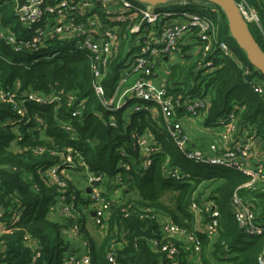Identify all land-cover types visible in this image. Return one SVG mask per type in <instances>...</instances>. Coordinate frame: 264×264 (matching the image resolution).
<instances>
[{"label":"trees","instance_id":"1","mask_svg":"<svg viewBox=\"0 0 264 264\" xmlns=\"http://www.w3.org/2000/svg\"><path fill=\"white\" fill-rule=\"evenodd\" d=\"M245 2L258 17L257 24L247 25L264 54V0ZM184 3L167 5H173L175 12L194 13L210 20L218 40L228 46L239 65L227 58H218L215 52L210 57L215 68L206 72L197 65L200 53L194 61L191 56L183 55L166 74L168 95L180 98L182 103L207 98L209 103L202 119L203 127L208 129H213L234 111L239 131L254 136L264 149V95L254 93L251 88L258 82L264 90V77L251 66L231 38L221 9L194 0ZM0 11L4 26H11L17 34L24 32L17 24L9 1L0 0ZM57 47L60 48V44L53 46ZM187 50L182 48L183 53ZM7 51L10 60L8 54H0L2 87L10 90L19 87L21 91L31 90L41 96L62 92L72 95L74 102L70 106L64 100L49 105L26 103L23 118L15 114L11 104L0 102V209L4 210L0 222L10 230L0 235L2 264L30 262L32 252L25 244V233L38 243L41 256L37 264H63L66 254L79 249L82 241L89 245L92 264H108L104 251L113 239L120 241L121 232L125 240V246L118 252L121 264H168L165 255L151 250L146 240L132 237L131 220L134 219L143 229L151 224L154 231L156 221L127 219L121 213L122 206L112 209L107 235L101 243L90 236L85 224L89 220L91 201L84 190L77 189L74 181L63 175L60 179L65 181L66 187L59 189L47 175L48 170L60 162V158L50 152L62 153L66 149L73 150L71 156L75 165H78V159H82L90 172L104 174L108 191L122 188V196L127 194V203L123 206L128 210L146 209L167 217L188 232L194 230V217L188 209L191 198L193 194L205 196L218 209L219 227L214 241L195 232L201 244L199 264H259L258 258L264 252V235L248 237L241 231L235 222L231 201L234 191L249 180L248 176L223 167L200 166L185 161L162 127L159 112L154 117L146 112L129 113L126 108L114 113L104 110L92 89L91 65L83 55H67L62 51L59 57L51 60H29L21 57L30 55ZM123 53L124 49L101 80L105 99L111 97L117 83ZM78 107L80 113L72 117L71 112ZM111 122L114 125H110ZM63 123L70 126L69 133L62 129ZM144 133H148L159 148V152L151 157L152 163L147 171L141 170L142 159L137 145V138ZM36 148H42L44 152L37 155ZM166 161L171 167H178L188 178L182 182L167 178L163 173ZM76 169L79 173L83 171L81 166ZM113 182L117 185H111ZM238 195L253 205L256 221L264 223V188L240 189ZM61 196L65 201H61ZM72 202L76 221L80 224V233L76 237L70 234L74 221L62 218L58 212L61 205ZM17 211L21 216L12 224L10 217ZM126 257H129L128 261Z\"/></svg>","mask_w":264,"mask_h":264},{"label":"built area","instance_id":"2","mask_svg":"<svg viewBox=\"0 0 264 264\" xmlns=\"http://www.w3.org/2000/svg\"><path fill=\"white\" fill-rule=\"evenodd\" d=\"M7 1L12 7L20 30L23 29L24 32L17 34L13 32L11 26H4L0 11V44L8 47L13 54H36L38 58L35 60H51L61 55L62 51L70 55L86 57L91 65L93 92L104 110L114 113L126 108L129 113L146 112L154 117L159 112L162 116V127L169 134L185 161L200 166L223 167L248 176L249 180L238 187L232 195L234 219L246 236L264 235V223L256 221L253 205L248 201L244 202L238 195L240 189L264 188V149L257 152L250 151V147H255V145L251 144L248 139L243 142L237 136L242 131H239L238 118L234 111L215 126L217 129H223L216 133L219 137L218 142L211 143L206 150L191 147L189 136L183 131V125L188 119L202 118V114L208 107V99L194 98L182 103L180 98L168 95L165 77L158 83L154 81L161 71L163 60L171 54L177 53L181 41L185 38L195 42L194 45L198 53L201 54L197 65L206 72L215 68L214 60L210 58L215 52L218 58H227L239 65L228 46L218 40L216 30L210 20L194 13L159 11L157 7L139 3L137 0ZM184 2L182 3L185 4ZM140 4H144L145 8H141ZM235 4L246 23H258L256 13L245 0L235 1ZM176 18H180L181 21L161 25L165 19L171 21ZM18 35H22V37ZM191 36L195 38H190ZM126 41H130L131 44L127 45L129 46L127 51L124 50L117 83L111 97L105 99L101 80L109 66L126 46L124 45ZM55 44H60V48H53ZM44 55L46 56L44 57ZM162 72L166 76L167 71L163 69ZM132 76H134L132 84L123 89L125 83ZM251 88L254 93L264 95L263 87L258 82H255ZM62 100L68 106L74 102L72 95L62 92L41 96L31 90L21 91L19 87L10 90L0 85V102L11 104L15 114L21 118L24 117L26 103L49 105L60 104ZM180 108L182 110L179 113L178 109ZM79 111V107L76 108L71 112V116L75 117L80 113ZM39 123L42 125L41 121ZM110 125H114L113 122ZM61 127L66 133H69L70 126L67 123L61 124ZM243 135L246 134L243 132ZM148 136V133H144L137 138L142 159L141 170L143 171L149 169L152 163L151 157L159 152V148ZM235 136H237L233 142L235 146L226 147L225 144ZM43 152L42 148L35 149L37 155ZM73 153L71 149H66L62 153L50 152L52 156H58L60 162L58 166L50 168L47 175L57 188L65 189V181L60 179L63 170L76 169L80 166L83 168L82 173L79 174L85 177V189L81 188V190H84L91 201L89 220L100 234H107L112 209L115 206H122L121 213H124L123 217L127 219L134 217L142 221L151 219L156 221L157 228L155 231L152 230L154 237L152 240L146 241L151 250L159 251L165 255L168 264H179L184 261L189 263L192 260L199 264L201 244L195 236L196 230L203 233L210 241H214L218 234L219 213L213 201L205 196L193 194L188 209L194 217V230L188 232L170 222L167 217L152 214L146 209L128 210L127 206H123L127 203V194L122 196L123 189L112 188L113 192H116L117 195L120 194L117 199L108 195L106 176L102 173L90 172L83 164L82 159H78V165H75L71 156ZM255 154L258 157H248ZM254 158L260 164L252 167L249 163ZM59 165L64 168L60 169ZM125 169L128 167L125 166ZM163 173L167 178L177 182L185 181L188 178L178 167H171L167 161ZM116 183L113 182L111 185H117ZM63 200L64 197L61 196V201ZM74 207L73 202L63 204L59 207L58 212L62 218L74 221L70 228V234L76 237L80 233V224L76 221ZM3 212L4 210L0 209V218ZM20 216L21 212H14L10 217L11 223H15ZM9 232L10 230L5 229V233ZM24 241L32 252L31 260L27 264H37L41 256L38 243L27 233L24 234ZM124 246V233L121 232L120 241L113 239L104 251V258L108 264H121L118 261V252ZM3 258L4 256L1 255V259ZM258 263L264 264V252L258 258ZM63 264H92L88 243L82 241L79 249L66 254Z\"/></svg>","mask_w":264,"mask_h":264},{"label":"crops","instance_id":"3","mask_svg":"<svg viewBox=\"0 0 264 264\" xmlns=\"http://www.w3.org/2000/svg\"><path fill=\"white\" fill-rule=\"evenodd\" d=\"M165 6V5H164ZM164 6H157V10L159 9V11H165V12H175L174 11H169V10H164V9H161V7H164ZM181 19L180 18H176L174 20H171V21H165V23H178L180 22ZM163 22V21H162ZM189 38H185L183 39V41H181L180 43V46H179V49H178V59L180 61V57H183V55H188V56H191L192 57V61H194L195 59L197 60L198 58V51L194 45L195 42H191L188 40ZM67 47V46H65ZM62 48V47H61ZM182 48H187L188 50L185 51L184 53L182 52ZM66 49V48H65ZM67 55H70L68 54L67 52L65 53ZM176 54V53H175ZM171 55H174V54H171ZM168 59H165L163 60V64L161 65V71L157 74L158 76L155 77L154 81H160L163 77L166 78V76L164 75V72H162V70L164 69L165 71L168 72V69L169 68H165V64L168 62ZM173 63V61H172ZM199 63V61H198ZM216 128L215 127L214 129H208V128H205L203 127V119L202 118H195V119H188L186 123H184L183 125V131L189 136V139H190V145L191 147H195V148H200L202 150H206L208 145L211 144V143H215V142H218L219 140V137L216 133L222 131L223 129L222 128H218L219 131H216ZM241 141H246L247 139L250 140L251 144L255 145V147L253 148V151L254 152H257L259 150L262 149V147L259 145V141H257L256 138H254V136L252 135H243V132H239L238 135H237ZM237 136L235 137H232L229 142H228V145L231 146L233 144V142L235 141V139H237ZM150 138V135L148 136ZM205 137H210L211 139H205ZM149 140V139H148ZM252 167L254 166H257L260 164V162L254 158L250 163H249ZM63 176H65L67 179L69 180H72L74 181V183L76 184V188L81 190V188H84L85 189V178H82L84 177L82 174H79V172H77V169H66V170H63ZM108 195L112 196L114 199H117L119 198V195L120 194H116V192H113V189H111L109 192H108ZM85 227H86V230L88 232H92L95 234V237H93V239L96 241V242H102V240L106 237V235H102L98 232L97 229H95V227L92 225L91 223V220H88L85 224ZM5 226H4V223L3 222H0V235L4 234L5 233ZM143 229V228H142ZM197 231V230H196ZM2 248L0 247V255L2 254ZM0 264H2L0 262Z\"/></svg>","mask_w":264,"mask_h":264},{"label":"water","instance_id":"4","mask_svg":"<svg viewBox=\"0 0 264 264\" xmlns=\"http://www.w3.org/2000/svg\"><path fill=\"white\" fill-rule=\"evenodd\" d=\"M152 6H164L170 3H180L187 0H137ZM212 4L221 9L227 19L228 30L231 38L235 41L239 49H241L251 66L264 77V54L253 40L246 21L240 15L234 0H194ZM132 237L134 239L152 240L153 225H148L142 229L134 220L130 221ZM126 261L129 257L125 258Z\"/></svg>","mask_w":264,"mask_h":264},{"label":"rangeland","instance_id":"5","mask_svg":"<svg viewBox=\"0 0 264 264\" xmlns=\"http://www.w3.org/2000/svg\"><path fill=\"white\" fill-rule=\"evenodd\" d=\"M141 8H145V5L144 4H140L139 5ZM164 10H169V11H174L175 10V7L173 6V5H165V8H163ZM159 10V9H158ZM129 44H131V42L130 41H126V43H124V45H126L125 47H124V50L125 51H127V49L129 48V46H127V45H129ZM9 48L8 47H6V46H2V45H0V54H8L7 52V50H8ZM10 51V50H9ZM8 58H9V60H10V57H11V55L10 54H8V55H6ZM46 55H44V57H45ZM178 53H176V54H174V55H170L169 56V59H168V62L165 64V68H170L173 64H176V63H178L179 62V59H178ZM59 57V56H58ZM22 59H25V58H29V60H35V59H37L38 58V55H36V54H33V55H30L29 57H21ZM172 61H173V63H172ZM133 79H134V76H132L131 78H130V80L129 81H127L126 83H125V85L123 86V89H125V88H127V87H129L131 84H132V81H133ZM129 108H130V106H129ZM216 131H219V129H217L216 128ZM205 139H211L210 137L208 138V137H205ZM229 142V141H228ZM228 142L225 144L226 145V147H230L229 145H228ZM210 145V144H209ZM208 145V146H209ZM219 145H221V144H219ZM231 146H235L234 144H232ZM208 148V147H207ZM253 148H254V146H252V147H250V151H253ZM248 157H258L256 154L254 155V156H248ZM84 176V175H83ZM82 178H85V177H82ZM166 202L168 201L167 200V197H165V199H164ZM89 234H90V236L93 238V237H95V234L93 233V231L91 232H89Z\"/></svg>","mask_w":264,"mask_h":264}]
</instances>
